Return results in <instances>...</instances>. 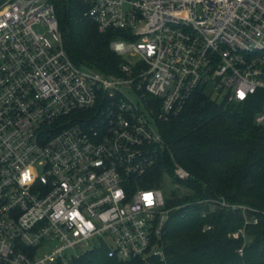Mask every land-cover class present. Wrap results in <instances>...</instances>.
I'll return each instance as SVG.
<instances>
[{"label": "built area", "instance_id": "2783aa9c", "mask_svg": "<svg viewBox=\"0 0 264 264\" xmlns=\"http://www.w3.org/2000/svg\"><path fill=\"white\" fill-rule=\"evenodd\" d=\"M83 3L100 33H124L110 46L124 60L117 75L72 62L55 0H0V264H69L99 249L165 259L173 209L142 187L166 150L160 125L200 89L230 103L263 96L264 125V0ZM175 175L191 179L178 164ZM200 203L241 214L231 237L246 243L264 216Z\"/></svg>", "mask_w": 264, "mask_h": 264}, {"label": "trees", "instance_id": "16d2710c", "mask_svg": "<svg viewBox=\"0 0 264 264\" xmlns=\"http://www.w3.org/2000/svg\"><path fill=\"white\" fill-rule=\"evenodd\" d=\"M55 7L72 62L80 69L119 74L124 60L110 46L124 33H100L86 18L83 0H55ZM262 106L261 95L230 103L200 89L178 117L160 125L166 150L142 179V187L162 189L167 177L185 187L182 196L175 191L166 199L173 213L161 241L165 259L120 262L99 249L69 264H264V216L259 215L258 225L247 228L251 241L246 243L244 237H231L245 227L241 214L200 203L225 199L264 212V125L255 123ZM176 164L191 174L190 180L176 178ZM205 226L211 229L204 232Z\"/></svg>", "mask_w": 264, "mask_h": 264}, {"label": "rangeland", "instance_id": "374dc122", "mask_svg": "<svg viewBox=\"0 0 264 264\" xmlns=\"http://www.w3.org/2000/svg\"><path fill=\"white\" fill-rule=\"evenodd\" d=\"M38 32H44L45 28L40 26L36 28ZM162 191L166 199L172 195V192L177 191L181 196L185 192V187L182 183L175 182L171 178L167 177L162 187Z\"/></svg>", "mask_w": 264, "mask_h": 264}]
</instances>
